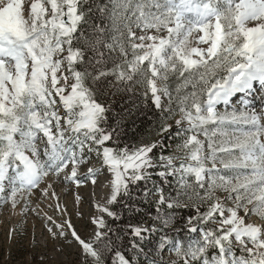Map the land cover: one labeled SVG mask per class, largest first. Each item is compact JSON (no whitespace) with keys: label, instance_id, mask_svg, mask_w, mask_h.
Here are the masks:
<instances>
[{"label":"snow or ice","instance_id":"1","mask_svg":"<svg viewBox=\"0 0 264 264\" xmlns=\"http://www.w3.org/2000/svg\"><path fill=\"white\" fill-rule=\"evenodd\" d=\"M137 88L161 113L157 136L175 123L167 154L121 142L104 100ZM154 174L175 179L167 196ZM86 181L101 191L91 238L70 220L47 229L79 264H264V0H33L27 18L0 0V207L23 215L41 183ZM143 203L155 213L135 220ZM179 209L192 210L182 228Z\"/></svg>","mask_w":264,"mask_h":264},{"label":"rangeland","instance_id":"2","mask_svg":"<svg viewBox=\"0 0 264 264\" xmlns=\"http://www.w3.org/2000/svg\"><path fill=\"white\" fill-rule=\"evenodd\" d=\"M32 2L33 0H22L25 18L29 14ZM249 26L254 25L250 23ZM162 34L166 35V33ZM196 35L194 33L192 37L193 46H195ZM201 46L203 47V45ZM164 103L166 102L164 101ZM40 136L42 137V134ZM198 138L200 140L205 139L203 135ZM36 144L43 151L46 138L38 139ZM206 153L207 142L205 141ZM207 166L211 167V163L209 162ZM70 167L69 165V169H66V171H70ZM217 167H220L219 162H217ZM86 171L87 166H82L78 173H86ZM45 187H47V182L41 183L40 187L34 189V194L29 197L31 201L29 207L35 209V211L30 210L23 215H14L7 206L0 207V264H79V246L75 242L72 245H67L62 240H52L47 229L51 227L53 231L58 232L60 229H57L55 224H62L63 221L70 220L82 239H90L94 231V226L90 223V217L96 214L91 198V195L93 197L94 187L90 191L88 190V195L83 194L86 197L84 198L86 202L78 205L75 194H79L81 197L82 191L75 188V184L56 182L49 189L48 195H43L41 192V189ZM52 192H55L58 199L52 197ZM57 204L60 205L59 210H57ZM77 210L84 214L83 219L77 216ZM19 211L18 208L17 213ZM239 215H244L243 210L239 212ZM47 217L52 219L48 220ZM247 222L259 223V220L255 215H249ZM13 229H15L14 232ZM64 230L68 231L66 225ZM198 235V233L194 234L193 238ZM69 238H71L70 235ZM57 248H63L64 251L59 252L56 250ZM237 254L239 255L238 251ZM163 258L165 260L176 259L174 253L168 251L163 253Z\"/></svg>","mask_w":264,"mask_h":264},{"label":"trees","instance_id":"3","mask_svg":"<svg viewBox=\"0 0 264 264\" xmlns=\"http://www.w3.org/2000/svg\"><path fill=\"white\" fill-rule=\"evenodd\" d=\"M137 96L133 97L130 93H118L115 96H108L105 98L104 102L106 105L111 106L113 116V122L115 120L121 121V142L127 143L129 145L137 143L141 138L150 139V140H162L163 148L168 152H171L175 147V144L178 142L174 137L175 123L169 121L173 125V135L170 136L168 133H165L163 136H157L154 131H152L154 126H158L161 113L151 105V102L148 101L146 106L143 102L142 89L137 88ZM167 103V100H165ZM165 103V104H166ZM171 145V147H169ZM157 153L160 149L158 148ZM179 162L177 161V164ZM153 181L159 185L164 190V194L167 196L171 190L172 186L175 185V179L173 177H168L166 180L161 179L159 176L153 175ZM151 184H149L150 186ZM192 210L191 209H179L177 211V228H182L183 221L180 220V217H186ZM151 212L155 213V205H149L148 203H143L140 206V211L136 215L135 220H140L141 218L144 221H148L149 217L146 213ZM124 219L119 223L125 224L128 222L130 214L125 210L123 212ZM135 220L133 222H135ZM109 223L111 221L109 220ZM179 238L186 239L188 234L186 231L181 230L178 233H172ZM115 259L114 253L107 256V264H113Z\"/></svg>","mask_w":264,"mask_h":264},{"label":"bare ground","instance_id":"4","mask_svg":"<svg viewBox=\"0 0 264 264\" xmlns=\"http://www.w3.org/2000/svg\"><path fill=\"white\" fill-rule=\"evenodd\" d=\"M84 171V170H83ZM85 172H80V173H78V175H83ZM83 186V187H82ZM93 187V185H92V183H91V181H88V182H86V183H83V184H81L80 186H77L76 184H75V188H77L78 190H81L82 191V196H83V194L85 193V194H87L88 193V190L90 191L91 190V188ZM97 189L96 190H94L95 191V195H93V197H92V195H91V198H92V204H93V202L94 201H99L100 199H101V191H100V188H99V186H97L96 187ZM94 191H92V193H94ZM90 193V192H89ZM77 195H79V194H77ZM76 194H75V197L77 196ZM88 195V194H87ZM81 196V197H82ZM84 198H86V197H84L83 196V198H82V200L79 202V203H84V202H86V200H84ZM77 202V201H76ZM75 202V203H76ZM78 205V204H77ZM95 212H96V209H95Z\"/></svg>","mask_w":264,"mask_h":264}]
</instances>
